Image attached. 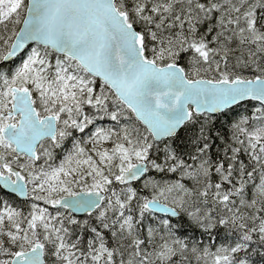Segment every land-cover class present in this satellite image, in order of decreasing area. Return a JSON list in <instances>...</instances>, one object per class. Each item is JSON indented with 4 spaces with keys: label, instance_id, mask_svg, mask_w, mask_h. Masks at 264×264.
Segmentation results:
<instances>
[{
    "label": "snow or ice",
    "instance_id": "obj_1",
    "mask_svg": "<svg viewBox=\"0 0 264 264\" xmlns=\"http://www.w3.org/2000/svg\"><path fill=\"white\" fill-rule=\"evenodd\" d=\"M0 264H264V0H0Z\"/></svg>",
    "mask_w": 264,
    "mask_h": 264
}]
</instances>
